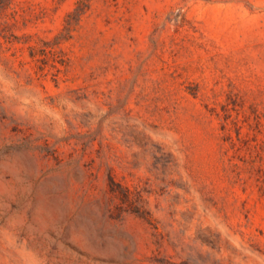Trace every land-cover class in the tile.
Listing matches in <instances>:
<instances>
[{"label": "rangeland", "instance_id": "374dc122", "mask_svg": "<svg viewBox=\"0 0 264 264\" xmlns=\"http://www.w3.org/2000/svg\"><path fill=\"white\" fill-rule=\"evenodd\" d=\"M0 264H264V0L0 8Z\"/></svg>", "mask_w": 264, "mask_h": 264}, {"label": "trees", "instance_id": "16d2710c", "mask_svg": "<svg viewBox=\"0 0 264 264\" xmlns=\"http://www.w3.org/2000/svg\"><path fill=\"white\" fill-rule=\"evenodd\" d=\"M8 1L9 0H0V8L4 7V5L7 4ZM75 10H76V8H75Z\"/></svg>", "mask_w": 264, "mask_h": 264}]
</instances>
